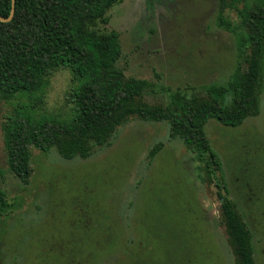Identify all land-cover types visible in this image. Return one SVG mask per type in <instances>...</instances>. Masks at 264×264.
<instances>
[{
  "label": "rangeland",
  "instance_id": "obj_1",
  "mask_svg": "<svg viewBox=\"0 0 264 264\" xmlns=\"http://www.w3.org/2000/svg\"><path fill=\"white\" fill-rule=\"evenodd\" d=\"M219 1L122 0L109 9L99 26L119 33L117 64L125 75L151 84L142 101L165 105L177 88L193 94L230 79L236 34L245 30L230 7L224 16L236 33L218 24ZM76 85L68 68L54 71L33 118H70L68 94ZM27 100L0 99V186L14 207L0 217V264H69L66 256L79 264L81 250L91 248L107 250L88 264H234L219 194L236 201L253 234L256 264H264V88L258 115L237 127L208 121L222 167L200 175L205 163L170 137L165 121L131 115L87 158L33 148L23 183L8 169L1 123Z\"/></svg>",
  "mask_w": 264,
  "mask_h": 264
},
{
  "label": "trees",
  "instance_id": "obj_2",
  "mask_svg": "<svg viewBox=\"0 0 264 264\" xmlns=\"http://www.w3.org/2000/svg\"><path fill=\"white\" fill-rule=\"evenodd\" d=\"M122 0H14L9 21L0 20V99L21 97L1 123L8 169L23 183L32 171V149L48 152L56 148L65 159L87 158L95 146L108 142L118 125L131 115L165 121L171 138H179L194 160L204 162L200 171L221 170V160L213 150L206 124L214 119L237 127L261 109L264 88V0H220L217 22L235 32L224 16L227 7L235 9L244 33L236 34V64L226 83L203 85L197 93L176 89L165 105L142 101L151 84L128 77L117 62L121 56L119 33L102 30L107 12ZM242 2V7L238 4ZM12 0H0V14L8 17ZM236 33V32H235ZM248 50V51H246ZM68 68L77 85L69 92L73 111L60 119L30 113L42 94L48 77ZM22 104V105H21ZM159 147L150 151L153 155ZM210 173V172H208ZM225 187V185H224ZM225 191L228 193L227 188ZM221 198V220L234 264H256L253 234L239 212L236 201ZM14 208L0 186V217ZM111 240V238H109ZM81 250L79 264H88L105 248ZM63 255H66L65 252ZM138 255V254H137ZM69 263L68 257L65 258ZM137 264H146L138 260Z\"/></svg>",
  "mask_w": 264,
  "mask_h": 264
},
{
  "label": "water",
  "instance_id": "obj_3",
  "mask_svg": "<svg viewBox=\"0 0 264 264\" xmlns=\"http://www.w3.org/2000/svg\"><path fill=\"white\" fill-rule=\"evenodd\" d=\"M13 13H14V0H12V9H11L10 15L8 17H3L0 14V20L1 21H9L12 18Z\"/></svg>",
  "mask_w": 264,
  "mask_h": 264
}]
</instances>
